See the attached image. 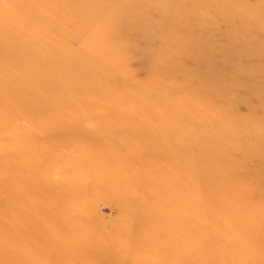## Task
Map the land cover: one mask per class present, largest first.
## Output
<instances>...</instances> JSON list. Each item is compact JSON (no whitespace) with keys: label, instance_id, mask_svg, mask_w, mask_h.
Segmentation results:
<instances>
[{"label":"rangeland","instance_id":"obj_1","mask_svg":"<svg viewBox=\"0 0 264 264\" xmlns=\"http://www.w3.org/2000/svg\"><path fill=\"white\" fill-rule=\"evenodd\" d=\"M4 225L1 264H264V0H0Z\"/></svg>","mask_w":264,"mask_h":264},{"label":"bare ground","instance_id":"obj_2","mask_svg":"<svg viewBox=\"0 0 264 264\" xmlns=\"http://www.w3.org/2000/svg\"><path fill=\"white\" fill-rule=\"evenodd\" d=\"M13 47L14 45L17 46V42L14 43L13 42ZM18 212H16V214H14L15 217L19 218L18 220H21L22 222H25V221H28L31 219V216L29 214H17ZM19 222V223H22V222ZM11 226V225H9ZM14 227L12 226L11 228H9L8 226L6 227V225L2 226L1 227V230H0V235H1V238H0V242L1 244L3 245V242L6 244V246L8 245V247H5L3 245V248L4 250H1V263H3L4 261H6V259L8 257H10L11 255H18L19 256V253L18 252H25V248H23L21 245H20V240L17 236V238L15 239L14 238V234H10L11 230L13 229ZM12 246V247H11ZM24 262H17L16 264H23Z\"/></svg>","mask_w":264,"mask_h":264}]
</instances>
